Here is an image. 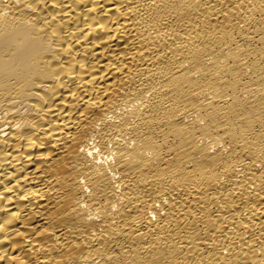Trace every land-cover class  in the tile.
<instances>
[{
  "label": "bare ground",
  "instance_id": "6f19581e",
  "mask_svg": "<svg viewBox=\"0 0 264 264\" xmlns=\"http://www.w3.org/2000/svg\"><path fill=\"white\" fill-rule=\"evenodd\" d=\"M0 264H264V0H0Z\"/></svg>",
  "mask_w": 264,
  "mask_h": 264
}]
</instances>
